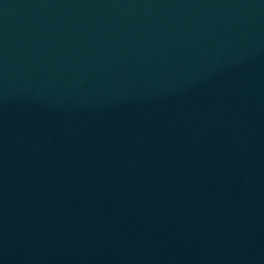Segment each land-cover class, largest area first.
<instances>
[{"label": "water", "instance_id": "1", "mask_svg": "<svg viewBox=\"0 0 264 264\" xmlns=\"http://www.w3.org/2000/svg\"><path fill=\"white\" fill-rule=\"evenodd\" d=\"M264 264V0H0V261Z\"/></svg>", "mask_w": 264, "mask_h": 264}]
</instances>
